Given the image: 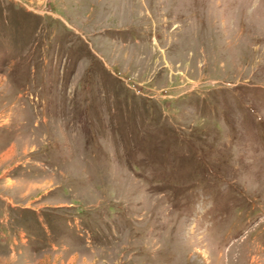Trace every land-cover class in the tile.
I'll return each instance as SVG.
<instances>
[{"label": "rangeland", "instance_id": "1", "mask_svg": "<svg viewBox=\"0 0 264 264\" xmlns=\"http://www.w3.org/2000/svg\"><path fill=\"white\" fill-rule=\"evenodd\" d=\"M0 264H264V0H0Z\"/></svg>", "mask_w": 264, "mask_h": 264}]
</instances>
